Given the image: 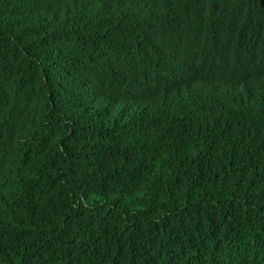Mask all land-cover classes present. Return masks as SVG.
<instances>
[{"label":"trees","instance_id":"1","mask_svg":"<svg viewBox=\"0 0 264 264\" xmlns=\"http://www.w3.org/2000/svg\"><path fill=\"white\" fill-rule=\"evenodd\" d=\"M0 264H264V0H0Z\"/></svg>","mask_w":264,"mask_h":264}]
</instances>
